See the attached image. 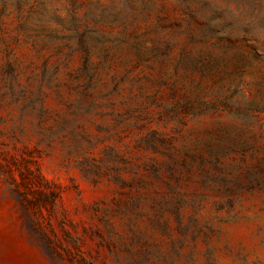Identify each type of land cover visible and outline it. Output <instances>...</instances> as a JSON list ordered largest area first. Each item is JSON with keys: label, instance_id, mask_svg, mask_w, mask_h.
Segmentation results:
<instances>
[{"label": "rangeland", "instance_id": "rangeland-1", "mask_svg": "<svg viewBox=\"0 0 264 264\" xmlns=\"http://www.w3.org/2000/svg\"><path fill=\"white\" fill-rule=\"evenodd\" d=\"M0 264H264V0H0Z\"/></svg>", "mask_w": 264, "mask_h": 264}]
</instances>
